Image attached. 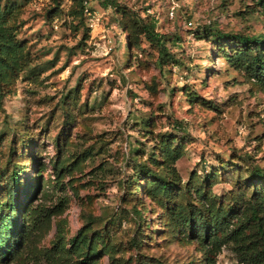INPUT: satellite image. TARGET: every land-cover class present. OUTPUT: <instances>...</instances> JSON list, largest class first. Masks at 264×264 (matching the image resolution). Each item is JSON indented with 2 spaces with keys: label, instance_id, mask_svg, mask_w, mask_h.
Segmentation results:
<instances>
[{
  "label": "rangeland",
  "instance_id": "rangeland-1",
  "mask_svg": "<svg viewBox=\"0 0 264 264\" xmlns=\"http://www.w3.org/2000/svg\"><path fill=\"white\" fill-rule=\"evenodd\" d=\"M106 1L0 0L25 55L0 108V201L15 172L16 227L37 213L0 264H203L209 225L230 235L264 199L257 0ZM236 260L228 238L215 264Z\"/></svg>",
  "mask_w": 264,
  "mask_h": 264
},
{
  "label": "trees",
  "instance_id": "trees-1",
  "mask_svg": "<svg viewBox=\"0 0 264 264\" xmlns=\"http://www.w3.org/2000/svg\"><path fill=\"white\" fill-rule=\"evenodd\" d=\"M106 2L115 4L114 0H107ZM257 6L264 10V0H257ZM5 14L6 11L0 9V108L2 107L3 97L11 91V87L24 67L25 60L23 43L16 39L14 29L7 25ZM154 25L153 21L144 23L142 24V30L146 39L158 47L160 55L167 56L166 47L161 41L162 36L157 32L155 33ZM243 39L247 40L246 38ZM263 57L262 52L256 49L254 53L251 52L245 58L248 68L258 78L264 72ZM236 62L237 65L244 64V61L240 58H237ZM252 175L256 179H260L264 176V171L260 167H255ZM16 176L14 172L11 177H8L3 188V198L0 201V207L4 209L0 214V263L12 259L19 249L22 241L21 232L15 235L13 233L17 232L18 228L21 230L22 224L24 225L25 222L28 225V222L33 219H31L32 215H37L35 210L31 211L32 213L28 212L16 227L14 212L23 206L22 203L19 204L17 201L20 189ZM165 188V184L161 185L162 190ZM237 207H239L240 213L243 214V219L241 225L237 229H233L230 235L222 233L220 228L209 225V230L206 231L207 234L204 238L205 259L203 264H215V257L228 238L234 243L237 258L236 262L230 264H264V199L260 193H255L247 205L242 206L240 204ZM202 220V215L193 214L190 220L184 219V222H189L192 229L199 234L198 228ZM243 229L246 233H242ZM140 263L158 264V261L143 256Z\"/></svg>",
  "mask_w": 264,
  "mask_h": 264
}]
</instances>
